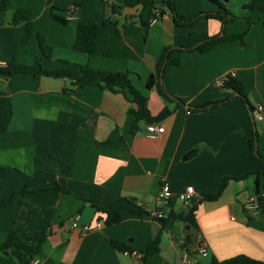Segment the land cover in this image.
Listing matches in <instances>:
<instances>
[{
    "label": "crops",
    "instance_id": "0c3cea01",
    "mask_svg": "<svg viewBox=\"0 0 264 264\" xmlns=\"http://www.w3.org/2000/svg\"><path fill=\"white\" fill-rule=\"evenodd\" d=\"M123 1L12 0L0 10L3 68L29 66L40 58L39 34L52 49L50 59H40L43 67L56 70L67 62L129 72L152 117L170 111L155 123L163 134L149 137L144 121L131 128L129 109L136 106L122 93L95 86L73 89L63 79L0 75V202L14 196L11 205L0 207V244L15 228L23 240L44 237L30 264H210L240 255L264 261V205L261 212L245 209L256 196L257 176L251 173L259 165L251 141L264 159V116L257 119V106L264 112V0L252 8L246 6L255 0H218L233 20L222 26L201 18L190 28L173 23L165 0H149L164 12L153 23L151 7L122 6L113 12ZM173 1L185 19L220 10L211 0ZM17 9L33 15L34 34L26 44L21 42L25 23H13ZM79 23L99 25L93 55L73 48ZM239 34L242 42H221L204 53L177 51ZM167 49L161 86L183 104L165 101L156 87L146 88ZM229 75L242 82L246 103L216 84ZM193 149L197 153L185 159ZM164 181L172 197L158 207ZM258 184L264 200V176ZM187 187L194 195L185 205L178 195ZM191 207L195 241L201 235L206 251L192 254L194 246L185 260L180 245L190 228L183 217ZM156 209L182 219L164 222L147 215ZM107 211H117L119 222L106 225ZM98 221L103 226L95 229ZM84 225L90 230L83 231ZM157 234L158 252L145 263L137 260L131 253L143 255ZM0 264H11L1 252Z\"/></svg>",
    "mask_w": 264,
    "mask_h": 264
},
{
    "label": "trees",
    "instance_id": "16d2710c",
    "mask_svg": "<svg viewBox=\"0 0 264 264\" xmlns=\"http://www.w3.org/2000/svg\"><path fill=\"white\" fill-rule=\"evenodd\" d=\"M12 0H0V10H5ZM220 8L219 11L203 13L192 19H185L181 15H178L174 9V1L173 0H165V7L171 12L173 23L178 27L190 28L196 25L199 19H213L217 20L221 23L222 26L231 22L233 20V15L226 9L224 3L218 0H211ZM225 1V0H223ZM260 0H255L251 2L246 8H252L254 5ZM134 8L136 6L142 7H151V11L158 10L163 16L164 12L156 7H153L152 3L149 0H125L122 5L112 7L113 12H118L121 7ZM264 8V7H263ZM152 15V13H151ZM56 19L61 23H66V20L62 17L56 16ZM25 23V33L22 38V44L28 43L30 37L34 34V23H33V15L31 12L27 10L17 9L14 14L13 23L17 22ZM148 23L142 22L141 25H147ZM99 25L98 24H83L79 23L76 31V37L74 41V50L77 52H81L87 55L95 54L96 48V38L98 33ZM243 34L232 35L229 37H218L214 36L211 38H207L198 43L191 44L185 47L177 48V51L180 52H189L193 50H197L200 53L207 52L216 44L225 41H239L242 42ZM37 43L39 49L41 51V57L36 58L35 62L32 65H17L10 64L0 69V75L5 78H10L18 74L22 75H31L36 79H40L41 77L47 78H55V79H63L69 82L70 86L73 89L83 88L85 86H95L102 89H107L113 93H122L127 97V100L135 104V109H129V114L132 115L133 119L131 122V128L135 129L136 125L140 121H144L147 124H155L160 122L164 118H166L170 111L167 108H164L156 117H152L147 108L146 98L137 91L131 82L130 74L131 73H112L102 70H94L87 65L75 64V63H67L62 62L63 67L50 70L42 66L40 63L41 58L50 59L52 56V49L45 43V39L37 34ZM170 54L169 49H167L161 56L159 62L155 67V72L151 74L146 81V88L151 89L153 87L157 88L159 95L167 102H177V105L183 104L180 100L176 98H170V95L165 92L162 86H160L159 81L161 78L160 73L163 72V64L165 60L168 58ZM174 64H177L178 61H174ZM223 88L227 90H231L234 94H238V98H240L243 102L246 103V95L244 91V87L241 81L235 79L232 76H228L226 81L223 84ZM248 104V103H247ZM250 111H253L252 107L249 106ZM255 141H251L249 144L250 150L253 152V157H255L259 165L256 170L251 173L257 176L256 179V197L258 202V208L256 211L261 212L263 210L264 200L260 192L258 178L264 176V159L257 153L255 155L254 152ZM197 153L196 149L189 151L185 155V159L192 158ZM244 178V177H243ZM226 184V179L222 182V187ZM264 190V185L262 187ZM27 191V188L22 189L18 193H24ZM14 196H11L8 200L0 202V207L9 206L13 202ZM195 207H191L189 213L183 217V220L190 228V232H187L183 243L180 245V248L186 253H190V250L195 246V238L194 235L197 232L198 228L194 222V212ZM182 219L179 216H170L163 217L160 219L161 221L166 222L167 219ZM120 216L117 211L106 212L105 224L110 225L119 222ZM44 241V237L40 238H27L21 239L19 236V229L15 228L8 232L5 240L0 244V252L7 256L11 262V264H30L33 258L37 255L41 244ZM159 235H155L153 237L142 255V263H145L146 258L154 255L159 250ZM114 248L120 251H125V247L113 242ZM210 264H264V261H258L246 256H236L227 260L218 261L216 259H212Z\"/></svg>",
    "mask_w": 264,
    "mask_h": 264
},
{
    "label": "built area",
    "instance_id": "2783aa9c",
    "mask_svg": "<svg viewBox=\"0 0 264 264\" xmlns=\"http://www.w3.org/2000/svg\"><path fill=\"white\" fill-rule=\"evenodd\" d=\"M106 2L111 3L112 0H104ZM162 16L160 14V12L158 10H153L152 11V15L150 18L149 23H153L154 21H156L157 19H160ZM2 65H0V69H2ZM228 77V76H227ZM227 77L222 78V79H218L216 81V84L219 87H223L224 82L226 81ZM257 110L259 112V115L257 116L258 120H262L263 116H264V112H263V107L262 106H257ZM147 132H148V136L149 137H155L157 135H162L164 132V129L162 127V125L160 124H149L147 125ZM194 195V190L192 187H187L185 189V191L181 194L178 195V198L180 199V201L185 204L188 205L192 199ZM172 197V193L170 191L169 185L167 182H162L160 185V191L157 197V206L158 207H164L169 200ZM258 208V202H257V197H253L251 199L248 200V202L245 205V209L247 210H252V211H256ZM147 215L153 219H157L160 220L164 217V211L162 209H156V210H147ZM103 226V222L102 221H98L95 224V229H100ZM83 231L87 232L90 230V227L87 225H84L82 227ZM206 251V245L205 242L203 240V238L200 236L197 237L196 241H195V249H194V253L192 254H203ZM137 260L141 261L142 259V254L134 252L131 253ZM188 253H186L184 255V259L188 260L187 255Z\"/></svg>",
    "mask_w": 264,
    "mask_h": 264
},
{
    "label": "water",
    "instance_id": "95a60500",
    "mask_svg": "<svg viewBox=\"0 0 264 264\" xmlns=\"http://www.w3.org/2000/svg\"><path fill=\"white\" fill-rule=\"evenodd\" d=\"M164 67H165V64H163V67L162 68H164ZM160 75H162V72L160 73ZM159 84H160V86L162 84L161 78H160ZM235 96H238V94H235ZM170 98L173 99L172 96H170ZM249 115H250L251 122L254 123L253 114L251 112H249ZM254 152H255V155H257L256 143H255V146H254Z\"/></svg>",
    "mask_w": 264,
    "mask_h": 264
}]
</instances>
